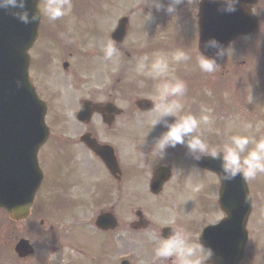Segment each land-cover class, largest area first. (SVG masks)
Masks as SVG:
<instances>
[{
	"label": "flooded vegetation",
	"instance_id": "1",
	"mask_svg": "<svg viewBox=\"0 0 264 264\" xmlns=\"http://www.w3.org/2000/svg\"><path fill=\"white\" fill-rule=\"evenodd\" d=\"M98 1L97 8L72 6L55 22L43 16L40 37L30 50L33 81L49 104L51 134L39 153L45 180L35 205L42 208L37 207L29 220L38 234L37 239L30 238L35 252L19 256L18 264H167L155 258L156 241L147 233L165 237L163 228L175 220L189 229L193 240L203 243V228L213 223L220 211L214 199L201 197L198 186L202 169L183 147L169 149L166 161L161 162L150 149V142L158 135L122 133L145 122L160 103L158 97L154 98V109L146 111L136 104L137 98L132 101L133 92L152 93L157 87H124L115 76L116 83L105 85L100 73L102 84L89 85L88 91L85 89L89 86L82 87L85 94L79 96L70 82L69 73L77 62L95 59L112 66L124 57L136 62L145 54L150 57L153 49L146 12H131L132 24L124 40L118 41L113 33L121 17L117 6L120 0ZM199 8L200 4L185 3L190 15H197ZM109 41L119 49L113 61L103 59V48ZM69 89L73 91L70 98ZM128 96L131 101L123 107ZM83 103L92 114L82 121L78 112ZM68 117H72L74 128H66ZM58 126L67 132L56 133ZM75 128L81 131L75 133ZM86 133L113 148L119 163L114 172L82 139ZM161 166L170 168L171 175L162 190L155 193L151 181ZM49 205L56 206L57 212H42ZM196 216H200L198 221ZM203 221L208 223L203 225ZM8 226L6 222L0 227L3 254L7 256ZM254 255L247 247L240 264H255Z\"/></svg>",
	"mask_w": 264,
	"mask_h": 264
},
{
	"label": "water",
	"instance_id": "2",
	"mask_svg": "<svg viewBox=\"0 0 264 264\" xmlns=\"http://www.w3.org/2000/svg\"><path fill=\"white\" fill-rule=\"evenodd\" d=\"M247 2L251 5H247ZM253 2L241 0L238 10L233 13H221L217 3L211 4L214 8L209 11L210 5L206 2L203 4L199 23L201 49L206 55H214V50L204 49V42L210 38L215 37L224 48L239 34L256 31L258 20L252 16ZM38 3L39 0H29L28 8L32 10ZM38 25L39 21L24 27L9 13L0 11V137L4 139V151L0 153V206L7 207L13 219H21L29 214L42 178L37 155L49 134L43 102L28 76L29 59L25 53L29 44L37 38ZM224 57L219 58L218 63H222ZM18 81L22 82V87L17 86ZM103 157L112 166V159L106 155ZM199 164L220 175L221 203L229 214L222 224L207 229L221 231L220 238L223 236V240L230 238L228 250L225 247L223 252L215 251L216 264H237L240 246L247 241L246 224L252 210L247 181L242 176L224 181L219 162L211 158H205ZM16 250L26 254L30 250L28 242L21 240ZM227 252L233 258H223Z\"/></svg>",
	"mask_w": 264,
	"mask_h": 264
},
{
	"label": "rangeland",
	"instance_id": "3",
	"mask_svg": "<svg viewBox=\"0 0 264 264\" xmlns=\"http://www.w3.org/2000/svg\"><path fill=\"white\" fill-rule=\"evenodd\" d=\"M77 1L79 2L81 0ZM89 3L91 4L88 5ZM163 3L167 6L168 1L163 0ZM84 4L87 6L99 5L98 0H85ZM117 6H120L121 14H129L136 6H149L153 8L151 13H154V31H160L158 39L165 43L163 49H159L157 52L161 53L162 56H165L169 61V72L165 79H172V76L177 69L200 71L196 60L197 56H195L193 60L188 61L186 64H175L171 60V54L175 51L168 47L169 39L167 36L170 38L175 31L172 28L176 29V33L180 32L182 28H186L189 30L188 32L191 31V29H189L190 25L182 18V14L185 15V5H180L175 15H167V13L163 10L156 11L149 0H121L120 4L118 3ZM254 13L260 19L258 32L253 35H246L238 38L228 47L227 61L225 62V65L218 66L217 71L214 74V78L200 71L201 77L198 76L195 79L196 87L193 89L192 94L194 95L192 99L189 98V93L185 94L183 97L177 98L179 103L183 106L181 114L190 112L192 105H194L195 109L190 113L196 115L197 118L205 115L209 117L210 123H202L200 132L203 137L207 139L211 147L219 148L231 135H248L250 137H254L256 140L264 138V0H261L260 7L258 6L255 8ZM185 16L187 17V15ZM162 18H166L165 23L169 22L170 19L173 26L168 27V29H164L165 27L163 28L161 24ZM156 22L160 24L156 25ZM185 38L186 40L191 39V34L186 33ZM92 62H77L76 65H79V67L77 66L76 72H74L71 76L72 78L69 79L70 82L77 87L79 96L84 95L85 91L90 89V86L98 84L97 82L99 80H97L94 75H97L100 63L95 61ZM104 64L105 63L103 62V65ZM121 64L122 66H125L124 62ZM59 70L62 71L61 66L59 67ZM128 70H131L130 74L122 75L124 83H128L131 78L135 77V75L138 77L146 74L148 77H151L148 75V68L146 71H137L136 69L133 70L132 67L128 68ZM79 76L82 80H80ZM109 77L110 76L103 77V80H105V84L107 85L110 84L109 80L112 83V78ZM84 80H90V84ZM138 82L139 80H137V84L139 85ZM84 86L89 87H87L84 91L81 89ZM71 92L73 91L69 89L67 93L69 98L71 96ZM73 104L74 100L70 106L71 109ZM65 111L67 115H70L69 109ZM157 117L158 115L156 114L152 116L154 119H157ZM152 118L150 117L149 119L152 120ZM152 122L153 121H150L149 126L138 123V125L134 126L135 132H148V128L153 127ZM72 124V122H67L65 125L69 126V128H74ZM249 125L251 127H249ZM56 129V133H58L60 126L56 127ZM73 130L76 131L75 133H79L81 128H75ZM253 146L254 145L250 144L249 148ZM204 174L205 176H209L211 178V175L208 173ZM204 181L210 180H203L202 183L199 184L198 189H202L200 192L201 197H210L213 199L216 191L214 190V187L211 186L213 189L209 188V194L206 196L204 194ZM248 182L254 202L253 212L249 222V245L254 248H264V174H260L255 179L248 180ZM212 202H214V200H212ZM41 208L42 206L38 207L39 210ZM42 212L46 211L43 210ZM199 218L200 216H196L197 221ZM12 224L10 223L9 226L10 228H15L14 233L13 235H10L7 242L10 249V257L8 260V256H6L5 259L8 261L4 259L3 263L0 264H17V262L14 261L15 258L12 256V250L14 249L19 237L23 235L32 239L38 238V234L34 231L30 221L24 223L15 222L14 225Z\"/></svg>",
	"mask_w": 264,
	"mask_h": 264
},
{
	"label": "clouds",
	"instance_id": "4",
	"mask_svg": "<svg viewBox=\"0 0 264 264\" xmlns=\"http://www.w3.org/2000/svg\"><path fill=\"white\" fill-rule=\"evenodd\" d=\"M28 2L29 0H0V11H5L19 22L28 25L36 23L42 16L47 17L49 22L58 21L72 8L71 0H44L43 3L39 0L35 10L28 8ZM149 2L156 11L163 10L171 15L175 14L182 4H200L203 0H168L167 6L163 0H149ZM212 2L220 5L218 11L221 13H233L238 10L237 6L241 0H212ZM204 49L214 50V55H206L200 50L196 57L198 67L201 72L214 78L219 66L218 59L225 55V49L215 37L205 41ZM118 55V47L114 42L109 41L103 48V59L113 61ZM191 59L192 56L183 49H177L171 54V60L175 64H186ZM149 61L148 54L139 57L136 70L149 68L148 75L152 79L163 80L158 88L160 103L156 108L159 115L152 125L153 128L160 125L164 131L153 137L150 142L151 151L158 155L161 162L166 161L169 149L181 146L186 150V155L196 162L205 158L218 161L224 181H232L237 176H242L245 180H253L258 175L264 174V138L256 140L248 135H231L219 148L211 147L200 132L202 123H210L209 117L205 115L197 118L190 112L181 114L183 106L178 99H175L186 94V82L178 77L165 79L169 72V61L165 56L157 54L156 59L151 63ZM138 83L139 86H144L143 81ZM17 86L22 87V82L18 81ZM250 144L254 146L249 148ZM168 227L171 231L167 238L157 236L153 232L147 233L156 241L154 249L156 259L164 260L167 264H211L213 262V250L201 241L193 240L188 228L175 220L169 221Z\"/></svg>",
	"mask_w": 264,
	"mask_h": 264
}]
</instances>
